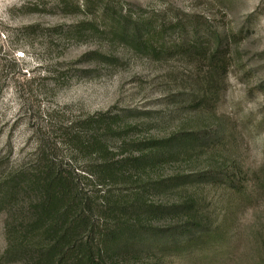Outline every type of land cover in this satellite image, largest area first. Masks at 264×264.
Segmentation results:
<instances>
[{
	"label": "rangeland",
	"instance_id": "374dc122",
	"mask_svg": "<svg viewBox=\"0 0 264 264\" xmlns=\"http://www.w3.org/2000/svg\"><path fill=\"white\" fill-rule=\"evenodd\" d=\"M135 24L149 26L148 36L168 49L196 43L212 50L218 33L226 36L227 75L211 108L177 110L173 100L198 94L203 68L181 54L154 59L135 49L117 34ZM100 113L116 115V132L127 127L108 137L115 158L175 131L224 129L219 149L207 136L204 147L168 161L159 174L208 172L227 158L238 164L246 191L201 188L212 228L222 233L216 254L205 258L204 248L194 262L185 255L168 262L264 264V186L256 180L264 164V0H0V182L34 166L39 139L83 173L86 162L71 159L59 129ZM10 208H0V264H28L4 255Z\"/></svg>",
	"mask_w": 264,
	"mask_h": 264
},
{
	"label": "trees",
	"instance_id": "16d2710c",
	"mask_svg": "<svg viewBox=\"0 0 264 264\" xmlns=\"http://www.w3.org/2000/svg\"><path fill=\"white\" fill-rule=\"evenodd\" d=\"M148 27L135 24L130 34L123 35L122 29L117 34L150 58L181 54L192 59L198 71H204L198 94L173 100L174 105L199 115L211 108L227 75L226 36L218 33L212 50L196 43L168 49L148 36ZM116 118L100 113L59 129L71 159L80 155L86 162L83 173L57 160L49 143L39 139L34 166L21 167L1 180L0 208L8 203L11 207L4 255L21 257L28 264H171L170 258L184 255L194 262L199 249H208L205 258L216 254L214 243L222 233L212 228V210L198 192L209 185L245 193L238 164L225 158L208 172L165 177L159 171L168 161L200 150L207 136L210 148L219 149L226 131H175L139 142L135 153L115 158L109 155L107 140L115 135ZM256 180L264 186V164ZM121 183L124 187L117 190L115 184Z\"/></svg>",
	"mask_w": 264,
	"mask_h": 264
}]
</instances>
